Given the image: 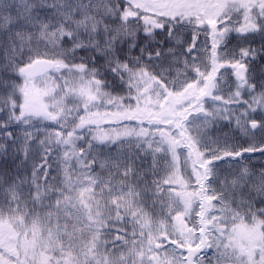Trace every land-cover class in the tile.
Returning <instances> with one entry per match:
<instances>
[{
  "label": "snow or ice",
  "instance_id": "1",
  "mask_svg": "<svg viewBox=\"0 0 264 264\" xmlns=\"http://www.w3.org/2000/svg\"><path fill=\"white\" fill-rule=\"evenodd\" d=\"M0 264H264V0H0Z\"/></svg>",
  "mask_w": 264,
  "mask_h": 264
},
{
  "label": "rangeland",
  "instance_id": "2",
  "mask_svg": "<svg viewBox=\"0 0 264 264\" xmlns=\"http://www.w3.org/2000/svg\"><path fill=\"white\" fill-rule=\"evenodd\" d=\"M209 254H211V253H209Z\"/></svg>",
  "mask_w": 264,
  "mask_h": 264
}]
</instances>
